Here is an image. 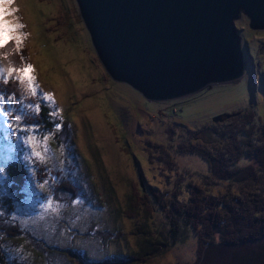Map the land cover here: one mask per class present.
Segmentation results:
<instances>
[{
    "label": "rangeland",
    "instance_id": "rangeland-1",
    "mask_svg": "<svg viewBox=\"0 0 264 264\" xmlns=\"http://www.w3.org/2000/svg\"><path fill=\"white\" fill-rule=\"evenodd\" d=\"M11 7L18 9L15 16L27 35L21 51H13L9 59L15 67L13 59L21 66L33 65L39 100L49 104L50 113H58L56 124L62 125L63 135L56 137L57 143L53 134H46L48 151L41 143V160L25 143L28 133L6 126L14 117L0 116V251H5L7 264L191 262L196 235L178 219L176 241L165 249L160 241L169 242L168 220L152 196L164 205L172 192L185 202L195 184L206 198L241 186L213 178L208 162L186 151L190 143L207 154L215 152L226 167L234 168L233 162L242 166L247 157L240 147L231 148L232 137L244 142L247 135L251 146L264 142L259 140L264 135V28H249L242 13L233 21L243 61L237 78L211 82L189 96L153 101L106 73L74 0H15ZM13 49L14 41L6 50ZM49 92L54 101L43 99ZM216 115L221 119L213 121ZM201 129L207 133L204 142L195 133ZM236 151L241 153L237 159ZM15 156L29 168L19 201L8 194L5 174ZM33 162L44 167L39 182ZM257 185L264 190V183ZM5 198L11 199L4 205ZM48 199L58 212L42 207ZM146 240H157L160 252L144 262L109 258L134 252ZM244 247H214L206 264H248V257L257 254L255 264H264V241Z\"/></svg>",
    "mask_w": 264,
    "mask_h": 264
},
{
    "label": "water",
    "instance_id": "water-1",
    "mask_svg": "<svg viewBox=\"0 0 264 264\" xmlns=\"http://www.w3.org/2000/svg\"><path fill=\"white\" fill-rule=\"evenodd\" d=\"M74 1L106 73L153 101L237 78L233 21L242 13L249 28H264V0Z\"/></svg>",
    "mask_w": 264,
    "mask_h": 264
},
{
    "label": "trees",
    "instance_id": "trees-1",
    "mask_svg": "<svg viewBox=\"0 0 264 264\" xmlns=\"http://www.w3.org/2000/svg\"><path fill=\"white\" fill-rule=\"evenodd\" d=\"M13 61L16 62V67L22 65L18 60L13 59ZM7 64L8 61L0 60V65L7 66ZM24 89L25 87L14 79L7 85L0 82V95L5 97V100L0 102V106L8 108L9 110H14L13 117L15 115H23L21 112L22 106L19 103L21 96L25 105L28 103L34 104L37 99H40L38 95L35 98L30 97L24 92ZM12 96H15L16 99L9 101L8 97ZM49 109L50 107L47 102H41V112L39 115L37 116L32 111L28 110L27 116H25V119L21 122L25 126L32 124L39 125V131L36 132H38L40 136L53 134L54 140L59 143L56 137H61V135H63L60 129L61 127L59 129L56 128L57 119L49 115ZM245 114L250 117V120L252 119L251 114ZM10 122L13 123L14 120ZM250 122L251 121H244L243 124L248 126ZM256 129L260 131L259 126ZM0 131H2L3 134V129H0ZM212 132L213 131H211L210 135ZM195 133L199 134V140L203 142L206 141L203 136H206L207 133H205L203 129ZM210 135L208 136L209 138ZM193 138L196 139L194 134ZM242 138H240V140L236 137L230 139L232 144L231 148L240 147L239 150L243 151L241 153H244L247 157V163L242 166H235L233 162V165L230 167L234 168H228L229 166L226 167V162L218 157L215 152L211 153L208 151L209 154H207L202 149L193 148L194 145L190 143L186 151L198 153L197 155L204 161H207L209 172L213 178L224 180L226 183H229V185H241L237 187L234 193L231 192L232 188L230 189V187H227L226 189L224 188L225 190L217 197L206 198L205 195H200L198 193L199 187L195 184L191 186L188 193L189 196H187L185 202H180L176 199V192H172L167 196L164 205L155 201V198L152 196L154 202L163 210L168 220V238L170 243L160 241L162 246L166 244V246H164L165 249L167 248V244H172L176 241H173V238H175L179 226L178 219L190 226L196 235L195 258L187 264H206L208 253H210L214 247L242 248L245 246L244 248L249 249L253 247L256 241L258 243L264 241V190H261L257 185V182L261 184L264 183V142H262L261 145L251 146V142L246 139L247 135L244 137V142H242ZM14 140H16V138H14ZM259 140L264 141V135H260ZM244 147L249 148L245 150ZM180 149L181 151L186 150L181 147ZM241 153L236 151L235 158L237 159ZM33 165L35 166V178L39 182L41 180L39 172L44 167L37 162H33ZM5 174L8 179V194L13 197L14 201L21 200L24 197L22 192L23 186L29 177V168L27 164L19 157L15 156V158L7 164ZM10 199L5 198L4 201L7 202L1 203L5 205ZM179 202L182 204H179ZM180 214H182L183 217H180ZM217 234L218 237L216 236ZM159 247L157 240H146L145 243L140 245L134 252H117L111 257L109 256V258L122 262L130 261L128 259L133 258L141 259L142 262H144V258L159 253ZM4 253L5 251H0V264H7L5 258L7 255ZM257 255L250 256V258L248 257L247 263L255 264L258 260L256 259ZM221 264L230 263L223 261Z\"/></svg>",
    "mask_w": 264,
    "mask_h": 264
},
{
    "label": "snow or ice",
    "instance_id": "snow-or-ice-1",
    "mask_svg": "<svg viewBox=\"0 0 264 264\" xmlns=\"http://www.w3.org/2000/svg\"><path fill=\"white\" fill-rule=\"evenodd\" d=\"M15 0H0V60L8 61L7 66L0 65V82L7 85L13 79L17 81L21 85H25L24 92L28 94L30 97H37V83L36 76L34 73V67L30 63L23 64V66L15 67L12 62L9 60V57L12 55V52H20L23 44V40L26 38V33L22 32L21 29L25 27L23 23L20 22L19 18L15 16V13L18 11L17 8L11 7L14 4ZM10 17H12L10 19ZM15 42V49L12 51H8L7 46L10 42ZM23 60V57H21ZM16 97H8L9 101L15 100ZM43 99L47 101H54V96L52 93H43ZM5 97L0 95V102L4 101ZM21 107V112L23 115H15L14 121L17 122L16 126H13L12 122L7 123V127L9 129H13V131H20L24 133H28L26 138V145H32V155L34 157L43 159L42 153L38 150L40 144L43 143L45 145L44 151L47 152L48 149L46 147L50 136L44 135L42 137H37L31 135L32 132L39 131V125H26L25 127H21L19 122L25 119L27 116L28 110L32 111L35 115H39L41 112V101L37 99L35 103L24 104V100L21 96L19 100ZM13 111L0 106V116L5 117L6 119L9 117H13ZM49 115L55 117L58 115L57 112H52ZM62 125L60 123L56 124V128L59 129ZM4 175V169L0 167V176ZM79 203V201H77ZM46 209H51L52 212H58L57 207H53V201L48 199L45 205H42ZM43 219V217H41Z\"/></svg>",
    "mask_w": 264,
    "mask_h": 264
},
{
    "label": "bare ground",
    "instance_id": "bare-ground-1",
    "mask_svg": "<svg viewBox=\"0 0 264 264\" xmlns=\"http://www.w3.org/2000/svg\"><path fill=\"white\" fill-rule=\"evenodd\" d=\"M242 55V54H241ZM162 101V100H161ZM164 101H166V100H164Z\"/></svg>",
    "mask_w": 264,
    "mask_h": 264
}]
</instances>
